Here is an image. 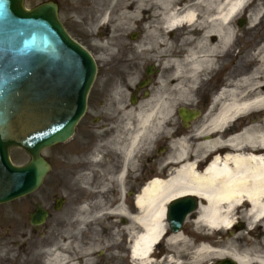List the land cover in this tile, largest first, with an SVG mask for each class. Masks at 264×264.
<instances>
[{
	"label": "flooded vegetation",
	"instance_id": "obj_1",
	"mask_svg": "<svg viewBox=\"0 0 264 264\" xmlns=\"http://www.w3.org/2000/svg\"><path fill=\"white\" fill-rule=\"evenodd\" d=\"M195 1L176 0L175 5L184 8ZM154 2L146 5L155 6L156 13L152 14L148 8L140 23L135 24L136 29L129 32L130 44L120 43L113 52L100 47L105 61L88 48L97 72L86 111L66 142V178L61 184L65 194L60 197L57 189H47L46 180L33 194L0 204V264H120L109 258L117 250L115 247L99 250L109 245V232L117 230L118 225L128 226L133 241L141 231L133 219L138 214L135 198L153 176L168 173L170 166L165 158L169 138L162 139L165 145L152 147V142L142 137L129 162L124 159V150L135 129L136 110L143 101L149 102L146 109L153 108L154 101L164 105L169 101L177 103L178 96L169 92L173 67L168 61L191 48L180 41L183 35L179 40L171 39L174 33L164 30L162 24L161 9L166 4ZM124 7L123 2L112 6L115 10ZM143 26L146 33L138 30ZM212 54L211 66L195 81L200 110L207 107L216 110L227 99L225 92L255 69L242 60L245 53H240L237 59L229 50L219 49ZM259 77L264 84L263 73ZM259 118L264 119V112ZM241 128L243 124L235 123L222 136L237 133ZM189 130L190 127L184 129L180 123L175 136L183 137ZM208 159L207 154L198 159V170L203 169ZM55 181H49L50 186ZM196 199V209L181 223L178 219L170 220L168 212L164 213V235L148 260L150 263L169 264L171 250H177L172 254L177 264H217L221 260L226 264H242L246 256L264 258V231L260 227L251 232L244 224L226 230L212 229L199 219L203 199L199 196ZM118 206L128 216L119 218L120 224L114 216L119 214L114 211ZM37 210L39 216L32 222L30 215ZM174 228L179 229L175 232ZM169 236L178 238L168 243ZM202 246L210 252L191 258V253ZM180 250H185L188 256L180 255ZM218 251H224L225 255L217 254Z\"/></svg>",
	"mask_w": 264,
	"mask_h": 264
},
{
	"label": "bare ground",
	"instance_id": "obj_2",
	"mask_svg": "<svg viewBox=\"0 0 264 264\" xmlns=\"http://www.w3.org/2000/svg\"><path fill=\"white\" fill-rule=\"evenodd\" d=\"M262 1L264 0H214L211 16H200L191 8L162 6L164 30L187 27L180 41L185 45L188 42L194 43V47L186 50L184 55L169 58L168 63L173 67L170 76L174 82L172 85L170 81L169 87L177 88L184 96H189L195 79L211 66L214 56L212 52L219 49L226 51L232 43L233 18L247 7L252 8V20L259 18L264 6ZM196 31L198 36L191 38ZM263 49L264 45L256 58L255 69L244 76L238 85L225 92L227 99L205 118L197 130V135L215 133L210 141H198V145L204 143V153L210 156V161L203 170H196L199 160L186 159V141L180 139L177 142V155L168 159L175 165L172 172L165 180H151L136 196L138 214L133 219L141 226V231L133 238L131 246L134 264L150 263L148 259L153 246L161 240L166 206L175 198L187 195L201 197L203 204L198 210V217L212 229L226 230L243 219L248 227L259 226L264 230V119H258L259 114L264 112V84L259 77L260 73L264 77ZM178 105L179 103L172 104L170 101L165 105L159 102V116L157 104L146 111L137 112L134 132L124 150L126 162L130 161L131 154L137 149L142 137L148 138L158 129L169 127L170 119L167 114ZM250 110L253 111L249 112ZM251 114L256 117L251 119ZM235 123L243 124V128L235 134L222 136ZM114 211L127 216L122 212L121 206ZM126 231L130 236L128 226ZM177 238L178 236H169L167 242L171 243ZM208 252L209 249L202 246L194 252V256ZM216 253L225 255L224 251ZM250 261L264 264L263 257L251 255L246 256V260L241 263Z\"/></svg>",
	"mask_w": 264,
	"mask_h": 264
},
{
	"label": "water",
	"instance_id": "obj_3",
	"mask_svg": "<svg viewBox=\"0 0 264 264\" xmlns=\"http://www.w3.org/2000/svg\"><path fill=\"white\" fill-rule=\"evenodd\" d=\"M95 71L90 54L64 30L54 3L27 10L23 0H0V203L41 185L50 169L41 151L73 134ZM179 114L185 123L199 116L184 108ZM13 147L30 160L14 165ZM194 207V197L185 196L172 200L168 211L181 220Z\"/></svg>",
	"mask_w": 264,
	"mask_h": 264
},
{
	"label": "rangeland",
	"instance_id": "obj_4",
	"mask_svg": "<svg viewBox=\"0 0 264 264\" xmlns=\"http://www.w3.org/2000/svg\"><path fill=\"white\" fill-rule=\"evenodd\" d=\"M42 1L46 0H25V6L31 8L41 3ZM56 1L61 3L60 18L64 22L70 34L77 41L91 49L96 57L101 59L102 61L107 60V58L106 55L99 53L100 47L101 49H104L105 52H113L118 50L116 48V45L120 43L121 45L130 44L131 40L129 39V32L136 29L134 28L135 24L138 25L140 23L139 19L145 14L146 11L149 10L148 8L152 9V14H155L157 10L155 6L147 7L146 5L150 1L155 3V0ZM120 2L125 3L124 9L121 8V10H115L112 8V6L115 7V4ZM160 2L162 4L170 5V7H174L173 5H175L176 0H160ZM213 2L214 0H198L196 1L195 5L188 6L186 8L196 10L200 14V16H211L213 15V10H211V8L213 7ZM262 2L264 4V1ZM178 7L183 9L182 6L178 5ZM251 10V7H247L241 10V12L233 18L231 25L233 34L232 49L234 50L233 58L237 59L238 55L243 52L245 53V55L241 57L242 60L250 67H253V65L256 63L257 56L260 54L261 45L264 43V6L260 10L259 18L254 20L250 18ZM240 19L246 20V23L241 28L237 24L238 20ZM103 21H106L107 24L102 27L101 24ZM138 30H142L144 33H146V29L144 26L142 28H138ZM186 31L187 27L175 30V36L171 39L179 40L181 35ZM194 37H196V35H194ZM188 45H191V43L189 42ZM194 50L197 51V49ZM192 85H194V83ZM191 90L193 93L191 92L192 95L190 94L189 96H184L179 90H177V93L182 94V100H184L183 105L195 107L197 102L196 92L194 90L196 89L193 88ZM180 100L181 99L179 98V101ZM145 107H147V103L142 102L141 108ZM206 111H208V114L204 115L199 121L195 122L190 132H188L187 134V136H189L190 138L185 139L187 148L186 159L189 161L198 158L206 151V147H204L205 142L198 145V141H201L202 137L204 138L206 136H210V132L197 135V130L199 129L200 125L204 123L205 118L210 114L209 108H206L205 112ZM252 111L253 110H250L249 112ZM256 113L257 112H255V114ZM167 115L170 119L169 127H162V129H158V131H156L153 136L149 135L148 139L150 142H152V147H154L155 145L163 146L165 145V143L162 139L168 136L170 144H168L169 147L166 149V153L168 154L166 158L169 159L170 157H175L177 155L179 151L177 142L180 139L172 137L179 125L177 117H174L172 112ZM170 138H173V140H171ZM65 147V144H60L43 152L44 157L51 164V171L46 177L47 181L45 182V187L47 189H57V195L65 194L63 187H61L62 181L66 177ZM10 156L16 164H23L28 160V156L18 149H13L12 152L10 151ZM55 179L56 181L54 182L53 186H50L52 183L49 181H53ZM116 221L118 224H120L118 218H116ZM240 221H243V223H245L243 219H241ZM240 221H238V223ZM122 227L123 226L118 225L117 230H112L111 232H109V241L107 242V244H109L108 246L113 244V247L118 246L119 250L115 251L113 255L120 263L129 264V261L127 262L128 257L125 254L127 249L123 244V240L127 241L129 237H127L126 229ZM179 252L184 253V251ZM171 264H173V262Z\"/></svg>",
	"mask_w": 264,
	"mask_h": 264
}]
</instances>
